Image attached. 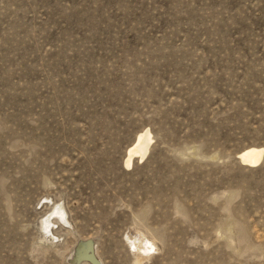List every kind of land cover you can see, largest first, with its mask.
Returning <instances> with one entry per match:
<instances>
[{
    "label": "rangeland",
    "instance_id": "rangeland-1",
    "mask_svg": "<svg viewBox=\"0 0 264 264\" xmlns=\"http://www.w3.org/2000/svg\"><path fill=\"white\" fill-rule=\"evenodd\" d=\"M0 264H264V0H0Z\"/></svg>",
    "mask_w": 264,
    "mask_h": 264
},
{
    "label": "bare ground",
    "instance_id": "bare-ground-1",
    "mask_svg": "<svg viewBox=\"0 0 264 264\" xmlns=\"http://www.w3.org/2000/svg\"><path fill=\"white\" fill-rule=\"evenodd\" d=\"M149 141H150L149 132L146 131V132H142L141 134H139L136 141L134 142V144L132 145V147L130 148V150L128 152V156H127V159L125 162V165L127 167L130 166L129 164H130L131 158L133 156H139V158H141V159L143 156L145 157V155H146L145 153H146L147 148L149 146ZM262 150L263 149H261V148L249 147V148L243 150L241 153H239L238 158H239L241 164L243 163V164L248 165V166H253V165H256L257 163H259L261 156L263 158ZM228 227L229 226L226 225V228H228ZM133 248L135 251V255L137 254L136 258L140 259V257L142 256L141 254H143L145 250H143V248H140L138 246H136V247L134 246ZM148 248H150V247H148ZM140 260H142V259H140Z\"/></svg>",
    "mask_w": 264,
    "mask_h": 264
}]
</instances>
